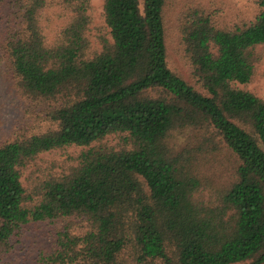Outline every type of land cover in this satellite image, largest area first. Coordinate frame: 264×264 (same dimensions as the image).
<instances>
[{"label": "trees", "instance_id": "1", "mask_svg": "<svg viewBox=\"0 0 264 264\" xmlns=\"http://www.w3.org/2000/svg\"><path fill=\"white\" fill-rule=\"evenodd\" d=\"M91 1L8 0L4 72L55 129L0 144V261L26 225L50 222L61 228L39 264H264V100L235 87L258 75L264 0L231 27L181 14L194 84L168 65L172 0H103L98 52ZM72 147L65 172L24 187L42 154ZM224 151L233 168L218 189L202 172Z\"/></svg>", "mask_w": 264, "mask_h": 264}, {"label": "rangeland", "instance_id": "2", "mask_svg": "<svg viewBox=\"0 0 264 264\" xmlns=\"http://www.w3.org/2000/svg\"><path fill=\"white\" fill-rule=\"evenodd\" d=\"M56 1V0H49ZM8 0H0V33L3 29L4 16L8 13ZM199 7L212 14L219 27H231L236 23L250 21L257 14L254 0H172L165 9L166 43L168 50L169 68L181 76L185 81L194 84L191 69L183 57L179 46L178 20L188 8ZM57 10L50 9L47 17L48 25L55 31L62 25L57 18ZM89 17L91 20L88 37L91 51H100L98 35L103 34L109 40L108 30L103 18V0H92L90 3ZM0 49V144L11 142L16 137L46 133L55 129V126L44 118L41 108L31 106L22 100L15 92L12 82L4 72V61ZM237 89L246 91L264 100V56L258 69L257 77L248 85H235ZM195 134V133H194ZM191 136H193L191 134ZM179 148L185 145L187 135ZM111 141V139H109ZM81 148L72 147L64 152H51L42 154L39 159L25 172L21 180L24 187H28L27 179H45L49 176H58L74 164V158ZM218 154V153H217ZM209 168L203 169V176L211 180L218 189H221L230 180L233 168V158L226 151L211 157ZM204 179V178H202ZM210 184V183H209ZM61 224L57 223H32L26 225L19 237L13 240L12 251L0 261V264H39V256L55 247V235L60 230Z\"/></svg>", "mask_w": 264, "mask_h": 264}]
</instances>
